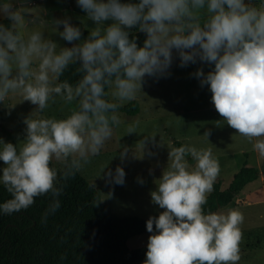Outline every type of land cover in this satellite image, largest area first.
<instances>
[{
	"label": "clouds",
	"instance_id": "9594fccd",
	"mask_svg": "<svg viewBox=\"0 0 264 264\" xmlns=\"http://www.w3.org/2000/svg\"><path fill=\"white\" fill-rule=\"evenodd\" d=\"M18 2L0 0V20L11 22H0V102L19 96L38 108L25 120L22 143L0 139L5 165L0 183L13 197L0 205L4 214L27 209L36 197H59L63 187L57 186L53 161L63 165L59 178L67 180L98 155L121 122L122 103L136 98L146 76L167 73L173 49L182 67L197 60L214 64L207 74L201 68L195 75L209 86L223 121L254 142L264 157V0H77L96 26L86 40L63 48L29 27L47 22L38 15L27 19L28 11ZM51 24L63 26L59 35L69 43L82 36L67 19ZM134 27L147 36L143 47L130 39ZM77 63L78 83L59 82ZM57 98L76 107L63 119L37 118ZM133 132L129 128L128 134ZM120 155L126 158L127 150ZM188 156L196 162L194 169L182 162ZM170 160L150 194L165 211L147 221V231L154 234L144 264H238L244 214L235 208L204 212L221 170L211 149L180 147ZM125 175L117 166L106 179L123 185ZM59 207L54 199L48 212Z\"/></svg>",
	"mask_w": 264,
	"mask_h": 264
},
{
	"label": "rangeland",
	"instance_id": "374dc122",
	"mask_svg": "<svg viewBox=\"0 0 264 264\" xmlns=\"http://www.w3.org/2000/svg\"><path fill=\"white\" fill-rule=\"evenodd\" d=\"M253 2L259 3L260 0ZM21 3L28 11L27 19L38 15L47 22L29 27L44 31L45 38L53 40L59 48L72 47L83 42L88 38L85 31L90 32L96 26L78 6L77 0H20L16 6L20 7ZM58 19H67L73 26L81 28L80 40L73 43L63 40L59 35L63 26L54 28L51 24ZM0 22L6 26L11 24L6 19ZM201 68L207 74L214 69V64L209 65L197 60L196 63L190 62L182 67L179 53L173 49V60L167 73L160 77L146 76L141 92L133 100L139 103L140 113L130 117L119 111L121 122L115 127L112 138L106 142L98 155L90 157V162L84 164L79 172L95 186L104 205L111 212H119L116 215L118 217H130L134 212H131L130 203L127 201L131 194L134 195L133 186L123 184L122 196H113L116 199L114 202L109 200L107 197L112 195L116 184L107 181V172L111 170L115 174L117 166L123 169L168 167L172 163L170 153L177 150L173 141L189 148L194 147L198 151L211 149L212 156L219 162L221 169L215 182L221 183L223 191L228 189L234 176L243 166L257 168L263 178L254 182L249 187L251 190L239 194L230 205L214 213H226L229 208H235L244 214L245 220L241 225V259L238 264H264V157L259 156L253 148L254 142L240 136L215 110L209 86H202L201 79L195 75ZM133 101L123 102L121 107ZM75 107V104L66 105L57 98L56 103L51 104L43 113L37 114V118L63 119L70 114V109ZM37 108L38 106L30 101H21L19 96L0 102V139L11 143L4 135L1 127L3 125L13 133L15 145L22 143L27 136L25 120L30 118ZM129 128L135 132L128 134ZM125 150L127 155L122 160L120 154ZM182 162L187 163L190 169H194L196 163H190L186 157ZM4 167L3 161H0V176ZM53 167L59 171L63 165L53 161ZM120 206L121 212L118 211ZM153 210H160V213L165 211L155 207ZM151 214L152 212L148 215ZM153 234L133 237L127 245L131 250L147 247L149 237Z\"/></svg>",
	"mask_w": 264,
	"mask_h": 264
},
{
	"label": "trees",
	"instance_id": "16d2710c",
	"mask_svg": "<svg viewBox=\"0 0 264 264\" xmlns=\"http://www.w3.org/2000/svg\"><path fill=\"white\" fill-rule=\"evenodd\" d=\"M129 33L130 39L143 47L146 34L138 27ZM85 35L89 36L90 32L85 31ZM79 66V63L71 65L59 82L78 83ZM119 111L135 117L140 113V105L133 101ZM1 127L5 137L14 144L13 133ZM173 145L177 149L186 147L178 141H173ZM186 158L194 164L190 156ZM61 172L58 171L57 186H62L63 191L59 197L49 193L36 197L33 205L19 212L0 211V264H144L147 247L131 250L127 243L133 237L151 234L146 227L148 219L115 217L102 202L99 191L79 171L67 180L59 178ZM259 178V169L243 166L227 190L223 191L221 183L215 182L204 205L205 214L227 207L247 185ZM12 198L1 184L0 205ZM54 199L59 200L60 207L50 213L48 209Z\"/></svg>",
	"mask_w": 264,
	"mask_h": 264
},
{
	"label": "crops",
	"instance_id": "0c3cea01",
	"mask_svg": "<svg viewBox=\"0 0 264 264\" xmlns=\"http://www.w3.org/2000/svg\"><path fill=\"white\" fill-rule=\"evenodd\" d=\"M167 168L168 167H137V168L124 169L125 174H126L124 184H128L130 186L131 185L133 186L132 192H134V195L132 196V194H131V196L129 197V200L127 201V203L128 202L130 203L129 207H130L131 212H134L133 216L139 217L142 219H149L150 217H154V216L160 214V212H161L160 210H158V211L153 210L154 207L159 208V209H160V207H159V205H156L152 202L150 194H151V192L157 190V188H158L157 182L162 178L163 173L167 170ZM260 178H263V174H261V173H260ZM260 178L258 180H260ZM141 180L143 181V183L140 182ZM253 183H250L249 185H247L241 191V193H244L247 190H251L252 188L249 189V187ZM121 186L122 185L116 184V189L112 192V195L111 196L108 195L107 198L114 202L116 199L113 196H122ZM141 188H145V189H141ZM123 191L125 192L126 190L124 189ZM255 203H257V202H255ZM163 210H165V209H163ZM118 211H120V212L122 211L121 206H120V209ZM150 212H152V214L148 215ZM111 213L117 218H120V219L124 218V217L116 216L117 213L119 214V212H117V213L111 212ZM133 216L131 215L130 217H133Z\"/></svg>",
	"mask_w": 264,
	"mask_h": 264
}]
</instances>
